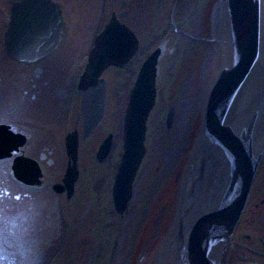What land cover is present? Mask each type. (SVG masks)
<instances>
[{"label": "flooded vegetation", "instance_id": "af4514ba", "mask_svg": "<svg viewBox=\"0 0 264 264\" xmlns=\"http://www.w3.org/2000/svg\"><path fill=\"white\" fill-rule=\"evenodd\" d=\"M25 1L0 0V264H64L67 245L76 248L72 264H87L99 232L94 213L81 218L78 185L91 163L110 166L114 155L122 157L136 81L114 84L112 71L137 78L158 46L164 44L161 58L166 54L172 30L157 44V18L169 16L173 30H180L166 4L157 10V0H41L50 5L51 19L42 35L26 38L30 46L18 55V28L12 21ZM112 20L130 32L136 50L124 67L103 71L93 105L82 76L96 38ZM99 117L84 138L86 124ZM69 137L78 143L75 161L68 155ZM106 140L111 150L100 162L97 154ZM73 165L77 180L70 193L65 179ZM219 264H264V153Z\"/></svg>", "mask_w": 264, "mask_h": 264}, {"label": "water", "instance_id": "95a60500", "mask_svg": "<svg viewBox=\"0 0 264 264\" xmlns=\"http://www.w3.org/2000/svg\"><path fill=\"white\" fill-rule=\"evenodd\" d=\"M228 24L230 65L219 68L210 89L203 118L202 130L192 164L197 162V181H204L212 163L222 156L227 162V175L215 209L201 213L185 235L184 220L180 212L175 234L182 241L177 264H219L237 223L245 209L250 187L264 153V52L262 25L264 0H223ZM16 23L18 30V55L30 46L29 35H42L51 19L50 5L41 0H28L18 4ZM33 13V17L25 16ZM23 14V17H20ZM36 15V16H35ZM223 41V40H222ZM164 44L157 47L144 61L134 87L124 121V151L112 189L116 212L123 217L132 198V185L145 154L147 120L156 103V78L158 63ZM136 50V41L124 27L112 20L96 38L82 84L89 85L92 104L100 94V75L109 66L124 67ZM262 58V61H261ZM255 67L259 69V93L255 111L240 122L231 124L229 115L243 86ZM101 117L86 124L84 138L89 136ZM175 119V107L169 108L166 129L170 130ZM78 143L67 138L68 155L75 161ZM111 150L110 141L101 146L97 157L104 162ZM66 184L71 193L77 180V167L68 168ZM196 181L191 183V189ZM182 199H181V210ZM113 246L109 262L115 254Z\"/></svg>", "mask_w": 264, "mask_h": 264}, {"label": "rangeland", "instance_id": "374dc122", "mask_svg": "<svg viewBox=\"0 0 264 264\" xmlns=\"http://www.w3.org/2000/svg\"><path fill=\"white\" fill-rule=\"evenodd\" d=\"M220 0H157L166 4L170 18H157V44L172 30L156 78L157 97L148 120L145 154L132 185V198L123 217L116 212L112 189L121 156L113 164L91 163L77 189L81 218L97 217L96 247L87 264H153L157 249L176 228L185 180L196 154L208 95L219 72L222 38L213 29V9ZM264 15V13H263ZM264 52V19L262 25ZM172 49V52L169 50ZM145 54L141 58L143 61ZM114 84H132L136 75L112 71ZM122 88V87H121ZM175 107V119L166 129V116ZM258 106L251 109V114ZM109 168V169H108ZM88 181L91 186L85 188ZM94 221V219H93ZM98 239V240H97ZM113 243L115 256L109 263ZM75 247H65V263L72 264Z\"/></svg>", "mask_w": 264, "mask_h": 264}, {"label": "bare ground", "instance_id": "6f19581e", "mask_svg": "<svg viewBox=\"0 0 264 264\" xmlns=\"http://www.w3.org/2000/svg\"><path fill=\"white\" fill-rule=\"evenodd\" d=\"M213 29L215 35L222 38V49L220 52L218 67L230 65V47L228 44L229 33L228 24L226 20L225 5L223 0H220L215 5L212 14ZM262 61V58H261ZM259 69L255 67L252 71L243 90L238 95L234 108L232 109L228 121L231 124L240 122L249 114L251 107L255 105L259 93L260 78L258 75ZM218 161L211 163L209 172L204 181H197V162L190 166L186 176L184 190L182 193V206L180 219H183L184 230L183 238L191 226L194 224L198 216L206 210L215 209L217 206L218 197L222 191L224 181L226 180L227 162L220 156ZM196 181L194 187L191 189V183ZM182 241L176 238L175 230L173 229L164 239V242L157 249V257L153 264H177V256L182 246Z\"/></svg>", "mask_w": 264, "mask_h": 264}]
</instances>
